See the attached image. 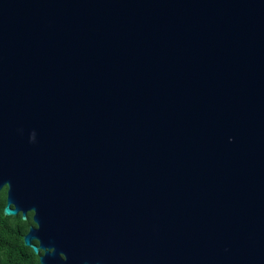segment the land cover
I'll return each instance as SVG.
<instances>
[{
  "label": "water",
  "instance_id": "95a60500",
  "mask_svg": "<svg viewBox=\"0 0 264 264\" xmlns=\"http://www.w3.org/2000/svg\"><path fill=\"white\" fill-rule=\"evenodd\" d=\"M39 264H264V0H0V191Z\"/></svg>",
  "mask_w": 264,
  "mask_h": 264
},
{
  "label": "trees",
  "instance_id": "16d2710c",
  "mask_svg": "<svg viewBox=\"0 0 264 264\" xmlns=\"http://www.w3.org/2000/svg\"><path fill=\"white\" fill-rule=\"evenodd\" d=\"M6 187L0 191V264H39L38 255L23 242L24 235L33 225L32 212L26 219L21 215L5 216Z\"/></svg>",
  "mask_w": 264,
  "mask_h": 264
}]
</instances>
